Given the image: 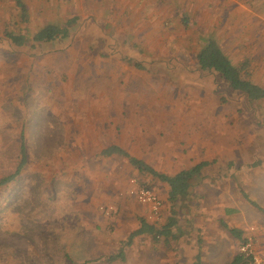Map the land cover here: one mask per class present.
Segmentation results:
<instances>
[{
    "label": "rangeland",
    "instance_id": "1",
    "mask_svg": "<svg viewBox=\"0 0 264 264\" xmlns=\"http://www.w3.org/2000/svg\"><path fill=\"white\" fill-rule=\"evenodd\" d=\"M38 1L43 10L42 0ZM44 1L48 7L50 0ZM181 1L179 20L172 26L162 27L159 33L148 31L150 37L144 45L127 46L121 40L125 44L116 46L117 52L111 45H97L95 32L86 25L81 28L84 23L78 19L87 12L79 9L62 13V9L51 8L30 21L27 32L35 34L45 25L65 26L75 19L69 39L52 48L13 47L2 43L4 32L0 31V181L15 172L23 143L28 158L16 181L0 185V264H138L139 257L148 261V251L140 256L136 246L126 244L136 221L133 215L140 211L122 196L130 179L154 190L163 206L160 221L151 220L150 210L145 212L151 223L163 220L166 200L157 185L145 183L131 172L117 175L115 169L102 170L95 156L116 140L138 146L134 151L139 153L151 147V158L170 175L177 168V159L165 156H175L188 138L194 136L197 142L196 134L202 142L208 123L215 122L217 129L224 121L239 129L241 139L252 147L248 150L251 165L259 161L253 159V153L264 156V143L256 141L253 126L245 125L255 124L258 113L264 111L233 91L219 74L204 71L197 63L201 49L216 41L233 64L243 68L244 78L264 88V0ZM73 6L79 7L78 3ZM94 10L88 13L94 15ZM6 31L20 33L22 26L11 19ZM112 69L116 70L113 74ZM182 125L184 138L180 136ZM260 182L256 190L248 192L264 208V174ZM196 188L197 184L177 211L193 215L200 210L194 201L199 197L202 202L204 197ZM203 189L210 199L220 192L214 187ZM249 205L248 220L254 218L253 226L256 222L264 225V209ZM102 206L114 210L106 216ZM218 207H213L216 213ZM257 239L258 246H264V237L257 235ZM112 257L116 259L111 262Z\"/></svg>",
    "mask_w": 264,
    "mask_h": 264
},
{
    "label": "crops",
    "instance_id": "2",
    "mask_svg": "<svg viewBox=\"0 0 264 264\" xmlns=\"http://www.w3.org/2000/svg\"><path fill=\"white\" fill-rule=\"evenodd\" d=\"M21 1L26 8L25 13L22 12L16 0H0V31L4 32L2 43L6 42L5 44H10L20 49L27 47L32 51L33 49L38 50L39 47H44V49L52 48L56 43L68 40L70 35H72V30L76 28L75 19L70 21V25H45L41 29L49 25L69 29L68 39H60L52 43L35 42L33 37L38 32L35 34L27 32L30 21L34 19L35 22L38 20L36 16L39 14L44 16V11L51 10V8H57L60 11L62 9V13L71 12L73 9L87 12L83 13V17L78 19L84 23L81 28L86 25V28L95 32L93 40L97 45L119 47L125 44V41L121 42V40H126L127 46L144 45V41L150 37L148 31L154 30L159 33L162 27L172 26L171 23L179 20L176 15L180 12V6L183 5L181 0L180 2L176 0H50L47 7L45 1L42 0L41 4H44V9L41 10L38 8V4H40L38 0ZM76 3L79 5L78 8L73 6ZM94 7L96 10H94ZM91 10L95 11L94 15L88 13ZM98 10L100 16H97ZM16 12L19 14L18 20H16ZM11 19L16 23L19 21L21 24L22 31L20 33L6 31V23ZM25 27L26 29H24ZM81 28L79 26L78 30H81ZM23 30L26 32H23ZM18 36L25 38L24 45L18 46L12 42V37ZM117 47L114 48L116 52ZM125 60L127 62L133 61L131 58H125ZM95 62L99 63L97 59ZM120 67L121 65H119ZM112 72L115 73L116 70L113 69ZM256 109L264 111V99L256 102ZM244 122L247 121H242V123ZM217 125L216 129L215 122L212 121V123L207 124L211 128H207L206 139L202 142H200L196 134L197 142H194V136L188 138L182 148L175 153V156H165V159L168 160L177 159L175 160L177 168L170 174L171 176L183 170L192 169L198 164H207L202 169L201 174L195 177L200 176V181L196 183L193 181L192 188L197 184V193L204 197L202 202L199 197L194 201V203L196 202V207L200 205V210L198 209L193 215H186L177 211L179 204L187 199L190 194L186 198L179 200L174 207L169 202L168 185L150 174H141L138 168L131 163V158L138 159L157 172L169 175V173H166L170 172L168 169L159 168L157 161L151 158L153 155L149 153H151L152 148L148 147V145H143V147H148L146 153H139L134 151V148L138 146L130 147L129 143H119L116 140V142H112V144L97 152L95 157L100 161L103 171L115 169L114 174L117 175L123 172H131L132 175L139 177L145 183L150 182L157 185L159 194L163 195L166 200L163 220L159 223H151L145 219V212L150 210L149 207L138 203L135 197L129 193L130 189L136 186L133 183V179L129 180L128 188L122 198L134 203L133 206L140 213L139 215H133L136 221L133 222L134 225L132 224L126 244L128 246H136L140 256H144L147 251L149 252L148 261L146 257H139L136 259L138 264L145 263V261L148 264H231L234 258L240 254L239 247L243 239L250 234L251 228L255 229L254 234L256 237L257 235L264 237V225L256 222L253 226L254 218L248 220L247 216L248 203L256 209H264L262 207L259 208L258 197L254 195V199H252L248 192V190H256L261 184L260 177L264 174V156L253 153V159L259 161L251 165L252 154L248 150H251L252 147L249 146L248 141L241 139L239 129L232 127L231 123H224V121H220ZM245 125L254 127V129H251L254 132L253 136L262 145L264 143V113L261 115L258 113L255 124L246 123ZM183 128L184 126L182 125L180 127L182 134L180 136L184 138L185 130ZM243 131L246 132L245 130ZM111 147H119L122 153L102 154ZM106 164H109V166ZM157 168L164 172H160ZM199 183L200 185H198ZM204 187L207 189L216 188V190L220 191L219 195L214 199L208 198L201 192ZM216 205L219 206V213H216L213 208ZM249 213L251 215V212ZM172 218L178 219V225L174 226L169 237L162 236L157 239L153 233L139 232L142 229L143 221L154 225L157 229L167 225ZM184 222L190 223L185 224ZM257 227L258 229L256 230ZM233 230L237 231V233H232ZM258 249L261 254H264V246H258ZM119 254L122 255V251Z\"/></svg>",
    "mask_w": 264,
    "mask_h": 264
},
{
    "label": "trees",
    "instance_id": "3",
    "mask_svg": "<svg viewBox=\"0 0 264 264\" xmlns=\"http://www.w3.org/2000/svg\"><path fill=\"white\" fill-rule=\"evenodd\" d=\"M18 6L22 9V12H26V8L21 0H16ZM69 36V29L60 28L54 25H49L34 35L33 40L38 43H52L60 39H65ZM25 38L23 36L12 37V42L15 45L22 46L25 44ZM198 66L209 72H215L219 74L222 79L226 81L231 89L235 92L242 94L245 99L249 102L255 103L257 101L264 99V88L250 79L244 78L243 68L237 67L228 58V56L222 51L220 46L216 41H209L206 46L201 49L197 55ZM23 140V136H22ZM114 153H122L119 147H111L110 149L104 151L103 155H111ZM131 163L135 165L141 174H150L157 178L163 183L168 185V196L169 202L175 207L177 202L183 198H186L191 191L193 181L197 175H200L202 169L207 165L206 163H201L189 170H183L176 175H166L157 172L155 169L147 165L145 162L131 158ZM28 162L26 149L24 143L21 146L20 162L13 173L8 178L0 181V185H6L16 181L21 175L22 170ZM178 225V219H171L167 225L157 228L154 225L148 224L143 221L142 229L139 231L141 233L149 232L153 233L155 238H160L162 236L169 237L171 230L174 226ZM232 233H237V231H232ZM244 242V239L242 243ZM123 258V257H122ZM116 258L112 257L109 261H114ZM231 264H252L250 258L238 254Z\"/></svg>",
    "mask_w": 264,
    "mask_h": 264
},
{
    "label": "built area",
    "instance_id": "4",
    "mask_svg": "<svg viewBox=\"0 0 264 264\" xmlns=\"http://www.w3.org/2000/svg\"><path fill=\"white\" fill-rule=\"evenodd\" d=\"M136 186L130 189L129 193L135 197L138 203L147 205L150 209L151 220L160 221L162 200L160 196L151 188L137 184V180L133 179ZM101 212L109 216L113 212V207L102 206ZM255 229L251 228L250 234L245 237L244 242L239 247L240 254L251 259L252 264H264V254H261L258 249V239L256 237Z\"/></svg>",
    "mask_w": 264,
    "mask_h": 264
},
{
    "label": "bare ground",
    "instance_id": "5",
    "mask_svg": "<svg viewBox=\"0 0 264 264\" xmlns=\"http://www.w3.org/2000/svg\"><path fill=\"white\" fill-rule=\"evenodd\" d=\"M2 46H3V45H2ZM0 47H1V46H0ZM3 47H5V46H3ZM1 48H2V47H1ZM73 48H74V47H73ZM85 50H86V48H85ZM83 51H84V50H83ZM73 53H74V52H73ZM87 53L91 54L90 52H87ZM96 54H97V53H96ZM54 55H55V54H54ZM54 55H53V56H54ZM82 55H83V54H82ZM51 57H52V56H51ZM66 57H70V56H66ZM98 58H99V57H97V59H98ZM53 59H54V58H53ZM76 59H77V58H76ZM85 59H86V58H85ZM85 59H84V60H85ZM50 60H51V59H50ZM87 60H88V59H87ZM87 60H86L85 62H87ZM95 60H96V59H95ZM54 61H55V60H54ZM54 61H53V62H54ZM65 61H66V60H65ZM73 61H74V60H73ZM91 61H92V60H91ZM91 61H90V62H91ZM108 61H109V60H108ZM110 61H111V60H110ZM112 61H113V60H112ZM38 62H39V61H38ZM90 62H89V63H90ZM92 62H93V61H92ZM114 62H115V61H114ZM76 63H77V62H76ZM76 63H75V64H76ZM95 63H96V62H95ZM100 63H101V62H100ZM38 64H39V63H38ZM38 64H37V65H38ZM51 64H52V63H51ZM73 64H74V63H73ZM75 64H74V65H75ZM82 64H83V63H82ZM117 64H118V63H117ZM97 65H98V64H97ZM120 65H121V64H120ZM3 66H4V65H3ZM38 66H39V65H38ZM52 66H53V65H52ZM58 66H59V65H58ZM60 66H61V65H60ZM76 66H77V65H76ZM79 66H80V65H79ZM35 67H36V65H35ZM47 67H48V66H47ZM53 67H54V66H53ZM101 67H102V65H101ZM114 67H115V66H114ZM125 67H126V66H125ZM70 68H71V67H70ZM81 68H82V67H81ZM83 68H84V67H83ZM12 69H13V68H12ZM76 69H77V67H76ZM92 69H93V68H92ZM70 70H71V69H70ZM93 70H94V69H93ZM99 70H101V69H99ZM110 70H111V69H110ZM112 70H113V69H112ZM34 71H35V69H34ZM52 71H53V70H52ZM118 71H119V70H118ZM72 72H73V71H72ZM126 72H127V71H126ZM1 73H2V72H1ZM96 73H97V72H96ZM104 73H105V72H104ZM112 73H113V72H112ZM112 73H111V74H112ZM3 74H4V73H3ZM67 74H68V73H67ZM101 74H102V73H101ZM107 74H109V73H107ZM10 75H11V74H10ZM20 75H21V74H20ZM33 75H34V74H33ZM85 75H86V74H85ZM102 75H103V74H102ZM114 75H115V74H114ZM116 75H117V74H116ZM132 75H133V73H132ZM11 76H12V75H11ZM11 76H10V77H11ZM86 76H87V75H86ZM139 76H140V75H139ZM139 76H138V77H139ZM1 77H2V76H1ZM10 77H9V78H10ZM25 77H26V76H25ZM71 77H72V76H71ZM106 77H107V76H106ZM112 77H114V76H112ZM126 77H127V76H126ZM132 77H133V76H132ZM132 77H131V78H132ZM155 77H157V76H155ZM9 78H8V79H9ZM72 78H73V77H72ZM115 78H116V77H115ZM133 78H134V77H133ZM133 78H132V79H133ZM69 79H70V77H69ZM85 79H86V78H85ZM110 79H111V78H110ZM126 79H127V78H126ZM141 79H142V78H141ZM151 79H152V78H151ZM163 79H164V78H163ZM167 79H168V78H167ZM19 80H20V79H19ZM19 80H18V81H19ZM101 80H102V79H101ZM112 80H113V79H112ZM15 81H16V80H15ZM20 81H21V80H20ZM62 81H63V80H62ZM126 81H127V80H126ZM140 81H141V80H140ZM142 81H143V80H142ZM159 81H160V79H159ZM162 81H163V80H162ZM54 82H55V81H54ZM63 82H64V81H63ZM127 82H128V81H127ZM8 83H10V82H8ZM18 83H19V82H18ZM110 83H111V82H110ZM158 83H159V82H158ZM163 83H164V82H163ZM172 83H173V82H172ZM19 84H21V83H19ZM2 85H3V84H2ZM7 85H8V84H7ZM59 85H60V84H59ZM63 85H64V83H63ZM102 85H104V84L102 83ZM136 85H137V84H136ZM142 85H143V84H142ZM177 85H178V84H177ZM0 86H1V85H0ZM10 86H11V85H10ZM96 86H97V85H96ZM137 86H138V85H137ZM139 86H140V85H139ZM165 86H166V85H165ZM13 87H14V86H13ZM55 87H56V86H55ZM61 87H62V86H61ZM64 87H65V86H64ZM67 87H68V86H67ZM89 87H90V86H89ZM147 87H148V86H147ZM166 87H167V86H166ZM57 88H58V87H57ZM69 88H70V87H69ZM86 88H87V87H86ZM8 89H9V88H8ZM11 89H13V88H11ZM71 89H72V88H71ZM4 90H5V89H4ZM161 90H162V89H161ZM173 90H174V89H173ZM9 91H10V90H9ZM54 91H55V90H54ZM119 91H120V90H119ZM121 91L123 92V90H121ZM157 91H158V90H157ZM12 92H13V91H12ZM14 92H15V91H14ZM63 92H64V91H63ZM89 92H90V91H89ZM145 92H148V91H145ZM175 92H176V91H175ZM10 93H11V92H10ZM112 93H113V92H112ZM142 93H143V91H142ZM159 93H160V90H159ZM21 94H22V93H21ZM53 94H54V93H53ZM89 94H90V93H89ZM146 94H147V93H145V95H146ZM148 94H149V93H148ZM90 95H91V94H90ZM108 95H110V94H108ZM3 96H4V95H3ZM3 96H1V99H2ZM16 96H17V95H16ZM68 96H69V95H68ZM111 96H112V95H111ZM111 96H110V97H111ZM150 96H151V95H150ZM13 97H14V96H13ZM19 97H20V96H19ZM103 97H104V96H103ZM103 97H102V98H103ZM121 97H122V96H121ZM162 97H163V96H162ZM4 98H5V97H4ZM14 98H15V97H14ZM75 98H77V97H75ZM127 98H128V97H127ZM127 98H126V99H127ZM137 98H138V97H137ZM141 98H142V97H141ZM159 98H160V97H159ZM55 99H56V98H55ZM70 99H71V98H70ZM70 99H69V100H70ZM115 99H116V98H115ZM130 99H131V98H130ZM132 99H133V98H132ZM154 99H155V98H154ZM3 100H4V99H3ZM16 100H17V99H16ZM79 100H80V99H79ZM89 100H90V99H89ZM91 100H93V99H91ZM116 100L118 101V99H116ZM136 100H137V99H136ZM136 100H134V101H136ZM140 100H141V99H139V101H140ZM158 100H159V99H158ZM161 100H162V99H161ZM163 100H164V99H163ZM170 100H171V98H170ZM59 101H60V100H59ZM85 101H86V100H85ZM109 101H111V100H109ZM150 101H151V100H150ZM159 101H160V100H159ZM97 102H98V101H97ZM127 102H128V101H127ZM17 103H18V102H17ZM17 103H16V104H17ZM30 103H31V101H30ZM86 103H87V102H86ZM111 103H113V102H111ZM130 103H131V102H130ZM134 103H135V102H134ZM45 104H46V103H45ZM65 104H66V103H65ZM101 104H102V103H101ZM117 104L119 105V103H117ZM135 104H136V103H135ZM149 104H150V103H149ZM149 104H148V105H149ZM1 105H3V104H1ZM1 105H0V106H1ZM27 105H28V104H27ZM83 105H84V104H83ZM91 105H92V104H91ZM104 105H105V104H104ZM148 105H147V106H148ZM159 105H160V104H159ZM44 107H45V106H44ZM55 107H56V106H55ZM55 107H54V109H55ZM82 107H83V106H82ZM82 107H81V108H82ZM1 108H2V107H1ZM26 108H27V107H26ZM27 109H28V108H27ZM50 110H51V109H50ZM57 110H58V109H57ZM41 111H44V110H41ZM41 111H40V112H41ZM161 111H162V110H161ZM2 112H3V111H2ZM2 112H1V113H2ZM5 112H7V111H5ZM40 112H39V113H40ZM162 112H163V111H162ZM12 113H13V112H12ZM46 113H47V112H46ZM24 114H25V113H24ZM24 114H23V115H24ZM46 116H48V115H46ZM55 116H56V115H55ZM43 117H44V116H43ZM160 117H162V116H160ZM44 118H45V117H44ZM37 119H38V118H37ZM41 119H42V117H41ZM47 119H48V118H47ZM156 119H157V118H156ZM39 120H40V119H39ZM43 120H44V119H43ZM43 120H42V121H43ZM53 120H54V119H53ZM52 122H53V121H52ZM37 123H38V122H37ZM42 123H43V122H42ZM54 124H55V123H54ZM45 125H46V124H45ZM47 125H48V124H47ZM38 128H41V126L38 127ZM34 129H35V128H34ZM92 129H93V128H92ZM92 129H91V130H92ZM82 130H84V128H83ZM32 131H33V129H32ZM36 132H37V131H36ZM41 132H42V131H41ZM39 134H41V133H39ZM39 134H38V135H39ZM87 138H88V137H87ZM88 139H89V138H88ZM82 146H83V145H82Z\"/></svg>",
    "mask_w": 264,
    "mask_h": 264
}]
</instances>
